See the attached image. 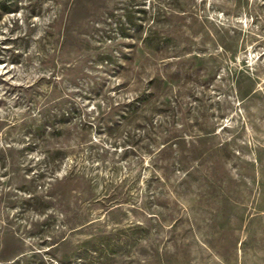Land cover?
Returning <instances> with one entry per match:
<instances>
[{
    "label": "rangeland",
    "instance_id": "rangeland-1",
    "mask_svg": "<svg viewBox=\"0 0 264 264\" xmlns=\"http://www.w3.org/2000/svg\"><path fill=\"white\" fill-rule=\"evenodd\" d=\"M0 264H264V0H0Z\"/></svg>",
    "mask_w": 264,
    "mask_h": 264
},
{
    "label": "trees",
    "instance_id": "trees-1",
    "mask_svg": "<svg viewBox=\"0 0 264 264\" xmlns=\"http://www.w3.org/2000/svg\"><path fill=\"white\" fill-rule=\"evenodd\" d=\"M64 113V112H63Z\"/></svg>",
    "mask_w": 264,
    "mask_h": 264
}]
</instances>
